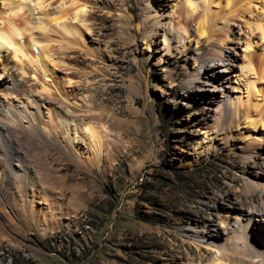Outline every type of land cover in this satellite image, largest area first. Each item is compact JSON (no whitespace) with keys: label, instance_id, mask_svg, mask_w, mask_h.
Wrapping results in <instances>:
<instances>
[{"label":"rangeland","instance_id":"rangeland-1","mask_svg":"<svg viewBox=\"0 0 264 264\" xmlns=\"http://www.w3.org/2000/svg\"><path fill=\"white\" fill-rule=\"evenodd\" d=\"M92 1L84 22L73 20L84 31L86 49L64 50L66 64H50L54 73L47 81L54 79L58 90L36 95L31 91L40 83L30 81L23 93L8 97L26 110L32 93L40 104V135L6 124L25 161H13L15 172L6 181L0 176V264H206L219 252L217 244L230 245L235 223L247 222L264 197V125H250L245 106L238 114L220 106L227 91L249 99L252 116L263 110L264 78L242 66L248 38V52H264L261 32L252 35L244 18L228 17L226 0H207L208 25L221 33L228 20L229 39L223 59L203 63L210 41L183 46L172 35L183 24L171 22L178 0H151L155 12H164L153 28V19L145 22L154 13L145 0ZM263 1L238 0L235 7L250 6L245 17L264 23ZM48 2L52 12L63 0ZM198 3L204 17V3ZM196 24H187L192 34ZM6 53H0V95L13 85L9 71L3 73ZM36 106L29 104V111L35 114ZM49 111L75 119L73 143L61 123L50 122ZM86 123L104 136L97 157ZM0 157L2 175L7 166ZM25 169L29 181L22 179ZM252 228L264 235V221L254 220ZM236 256L237 264H264L248 247Z\"/></svg>","mask_w":264,"mask_h":264},{"label":"bare ground","instance_id":"bare-ground-1","mask_svg":"<svg viewBox=\"0 0 264 264\" xmlns=\"http://www.w3.org/2000/svg\"><path fill=\"white\" fill-rule=\"evenodd\" d=\"M6 1L7 2H3V7L2 9H0V53L3 50L9 53V62L6 61L7 63L4 64L3 73H5L6 70L9 71V75L11 77L13 76V82L10 81L9 83H13V85L11 86V88H8L7 85L5 87L6 95H0V156H4L3 160H5V165L7 166V172H5V174L4 172H2V175H0L2 177L3 182L8 179L7 173L15 172V168L13 167V161L17 160V158L19 157L24 160L23 157L20 155V152L15 147L16 144H14V141L9 136V129H7L6 124H8L12 129L15 128V131H17L18 129H22L32 136L40 135V127H37L35 125V115L36 113H41L39 110L40 104H38L37 101L31 98L32 93H28V95L25 93L27 95V102L25 101V105L27 106L26 110L14 104V102L9 99V95L17 90H21L23 93L24 84L27 85V83L29 84L30 81L40 83L39 86H35L36 88L34 87L35 93L34 89L33 91H31L33 92V94L36 95H38V92L51 93L52 86H55V89L57 88L54 79L51 80V82L47 81V78L49 76H52V74L54 73V68L51 67L50 64H53L54 67H56V65L58 64H66L65 55L63 52L64 50L72 49L74 47H78L81 50L86 49L82 44L86 40L84 31L81 29V26L78 24V22L76 23L73 20H85L82 16H84L86 14L85 12H87V2H93L92 0H69V5L63 7V4H65L63 2L66 1L63 0V2L61 3L62 6H59V8L57 7L52 12H47L46 7L49 5L48 0ZM145 1V8H153L154 11L155 5L152 4L151 0ZM198 1H200L201 4L204 3V17H200L201 13L200 16L198 15L200 4L198 3ZM198 1L178 0L177 2H175V4L173 5L174 8L172 7V12H169L172 13V15L176 12L178 14L175 17L171 18V22H180L182 20L183 24H180L181 27L176 25L178 27V30H175V27L172 26L174 30L172 35L177 37L178 42H180L183 46H185L187 41H190L191 39L195 40L199 47H201L202 41H210L211 46L206 52V54L203 56V63L207 61L212 62L214 59H216V57L223 59V51L225 50L224 44L227 42V39H229V35H227V30L229 28L228 20L223 22V29L221 33L215 32L214 27L216 24L212 25L211 22L210 24L212 26L208 25V14L210 13L208 6L209 3H207V0ZM237 3L238 0H226L224 6L227 8V10L225 14H227L228 17L232 19L244 18L245 22L249 25V33L253 35L254 30L259 29L261 32V36L264 39L263 21H260V23L250 21L248 18L245 17L244 14L247 9H250V6H246V4H244V6L238 9L235 7ZM6 7L7 10L2 11L3 9H6ZM35 10H39L38 15L35 14ZM181 11H183V14L181 13ZM163 17L164 12L154 11L153 14L145 15V22H150L153 19V21L150 23L153 28L158 26L159 23H161ZM149 18L151 19L149 20ZM194 22L197 24L194 34H192L187 29V24H191ZM77 32L79 33L78 36ZM245 43V48L250 51L252 45L250 38H248ZM248 51L245 52L247 60H245V65H242L243 72L245 70L251 71L254 74L259 75V79H263L264 52H261V54L259 55H255ZM3 73L1 75H3ZM24 77H29V79H24ZM212 78L215 79L216 76L213 74ZM256 80H258V78H256ZM255 81L248 82L247 87H249L250 92L258 96L260 93V89L256 88ZM56 90H58V88ZM223 94L226 99L225 102H227L225 104L220 103V106L221 108H223V110L234 111L236 114H238L241 112L242 107L245 106L247 110L243 111V115L247 122L254 128H257L258 125H264V108L260 111L258 110L259 108L256 109L258 111H255V116H252L250 114L252 112H250L249 110L253 106L249 104V99L245 103V101H242L241 95L236 96L235 99L234 96L230 95V93H228L227 91H224ZM62 98H64V96ZM85 100L86 99H84V101ZM33 103L37 105V112H35V114L31 113L28 108L29 104L33 105ZM256 104L257 105L253 103V105L257 107L260 106L259 102ZM50 111L48 112L50 122L54 124V119H56V122L58 124L61 123L62 127H64L63 130H65V132L69 135V141L73 143L76 137L73 135L72 137L71 134H69V127L70 124H72L71 122L75 121V119H62L60 113H58L60 111L56 113L53 112L54 114ZM45 127L43 128L46 129ZM86 128L89 131L88 133H90L92 148L95 149L94 152H96L97 157L98 155H100L99 152L101 150L102 144L101 140L104 137L103 133L101 130L98 129L97 126H94V124L92 125L91 123L87 124ZM56 147L58 149V152H60L61 154L64 153L62 147H60L59 145H56ZM1 160L2 159H0V161ZM22 179L25 181H29L28 169L22 174ZM252 202L255 203L254 201ZM248 214L249 215L247 222L242 223L237 221L233 226L232 233L234 234V238L231 237L233 238V241L230 242V245H219L216 243V247L219 252L206 264H237L238 258L236 256V253L239 249L242 248V246L248 247L251 251L260 254L264 260V235L262 233L260 235L255 233L252 228L254 220L264 221V197L260 199V202L258 204H253V209L251 211L249 210ZM255 215H257V217H255ZM236 238L240 240V242L238 240H235Z\"/></svg>","mask_w":264,"mask_h":264}]
</instances>
